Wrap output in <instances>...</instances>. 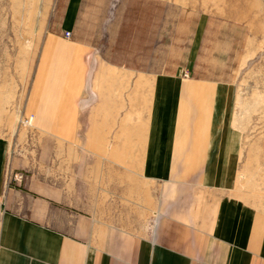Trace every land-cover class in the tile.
Returning <instances> with one entry per match:
<instances>
[{
  "label": "crops",
  "instance_id": "1",
  "mask_svg": "<svg viewBox=\"0 0 264 264\" xmlns=\"http://www.w3.org/2000/svg\"><path fill=\"white\" fill-rule=\"evenodd\" d=\"M81 3L70 0L68 30ZM81 50L48 39L31 97L32 125L61 135L72 130L69 91L83 69L74 61ZM54 56L65 65L52 69ZM110 78L112 87L115 69ZM144 88L150 103L145 127H138L144 156L132 164L143 187L132 212L127 178L105 180L106 197H98L90 180L96 163L57 164L39 183L8 186L12 141L0 133V264H264V211L232 188L241 137L225 121L229 89L138 77L134 89ZM104 138L93 131L94 151H108L107 141L95 144ZM82 178L89 183L81 185Z\"/></svg>",
  "mask_w": 264,
  "mask_h": 264
},
{
  "label": "rangeland",
  "instance_id": "2",
  "mask_svg": "<svg viewBox=\"0 0 264 264\" xmlns=\"http://www.w3.org/2000/svg\"><path fill=\"white\" fill-rule=\"evenodd\" d=\"M69 6L70 0H0V133L10 137L13 159L6 169L8 186L39 183L42 173H54L57 164L96 163L90 180L98 197H106L105 180L127 178V205L135 211L143 185L140 168L132 164L139 165L144 156L138 127H145L150 103L148 88L137 92L134 83L155 76L216 82L229 89L225 121L241 137L232 188L264 211V0H82L68 30ZM51 36L82 49L74 59L83 69L71 78L74 125L67 135L28 124ZM63 62L49 59L52 69ZM94 130L105 137L95 144L107 141L108 151L93 150ZM84 179L81 185L89 183Z\"/></svg>",
  "mask_w": 264,
  "mask_h": 264
},
{
  "label": "built area",
  "instance_id": "3",
  "mask_svg": "<svg viewBox=\"0 0 264 264\" xmlns=\"http://www.w3.org/2000/svg\"><path fill=\"white\" fill-rule=\"evenodd\" d=\"M65 36H66L67 38H69V37H70V32H69V31H66V32H65Z\"/></svg>",
  "mask_w": 264,
  "mask_h": 264
},
{
  "label": "bare ground",
  "instance_id": "4",
  "mask_svg": "<svg viewBox=\"0 0 264 264\" xmlns=\"http://www.w3.org/2000/svg\"><path fill=\"white\" fill-rule=\"evenodd\" d=\"M28 124H30V125L32 124V121H31V119H29V120H28Z\"/></svg>",
  "mask_w": 264,
  "mask_h": 264
}]
</instances>
